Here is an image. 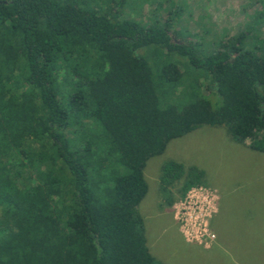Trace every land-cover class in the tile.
I'll return each mask as SVG.
<instances>
[{
	"label": "trees",
	"instance_id": "16d2710c",
	"mask_svg": "<svg viewBox=\"0 0 264 264\" xmlns=\"http://www.w3.org/2000/svg\"><path fill=\"white\" fill-rule=\"evenodd\" d=\"M116 2L0 0V264H166L139 211L149 159L204 125L264 153L249 31L207 50ZM161 172L164 188L185 177L182 196L202 183L175 160Z\"/></svg>",
	"mask_w": 264,
	"mask_h": 264
},
{
	"label": "rangeland",
	"instance_id": "374dc122",
	"mask_svg": "<svg viewBox=\"0 0 264 264\" xmlns=\"http://www.w3.org/2000/svg\"><path fill=\"white\" fill-rule=\"evenodd\" d=\"M124 3L122 9L118 8L119 18L154 22L172 31L176 28L207 50L218 48L220 43H234L245 30L249 31V37L244 47L264 49V0H126ZM198 93L209 92L203 88ZM49 157L44 155L37 166L44 169L46 166L41 161ZM18 160L10 163L12 171L17 172L22 182H31L30 168L18 165ZM170 160L184 164L187 172L203 173L202 183L198 185L214 199L207 217L209 239L184 234L176 216L186 197L182 196L185 177L166 188L161 182L162 166ZM145 175L149 190L139 211L145 220L148 245L161 261L264 264L263 152L236 142L224 126L204 125L172 140L163 154L149 159Z\"/></svg>",
	"mask_w": 264,
	"mask_h": 264
},
{
	"label": "built area",
	"instance_id": "2783aa9c",
	"mask_svg": "<svg viewBox=\"0 0 264 264\" xmlns=\"http://www.w3.org/2000/svg\"><path fill=\"white\" fill-rule=\"evenodd\" d=\"M201 185L192 186L185 194L182 202V209L178 212L177 219L182 225L184 234L189 236L204 237L209 239L210 231L208 229L207 217L211 213L212 194L202 192ZM210 212V213H209Z\"/></svg>",
	"mask_w": 264,
	"mask_h": 264
},
{
	"label": "crops",
	"instance_id": "0c3cea01",
	"mask_svg": "<svg viewBox=\"0 0 264 264\" xmlns=\"http://www.w3.org/2000/svg\"><path fill=\"white\" fill-rule=\"evenodd\" d=\"M221 217V216H220ZM222 220V219H221Z\"/></svg>",
	"mask_w": 264,
	"mask_h": 264
}]
</instances>
